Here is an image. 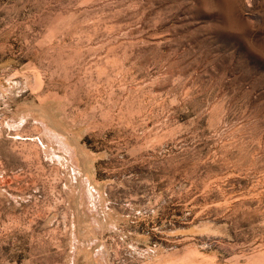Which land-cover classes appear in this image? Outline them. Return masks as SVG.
<instances>
[{
    "label": "rangeland",
    "instance_id": "1",
    "mask_svg": "<svg viewBox=\"0 0 264 264\" xmlns=\"http://www.w3.org/2000/svg\"><path fill=\"white\" fill-rule=\"evenodd\" d=\"M0 258L264 264V0H0Z\"/></svg>",
    "mask_w": 264,
    "mask_h": 264
},
{
    "label": "crops",
    "instance_id": "2",
    "mask_svg": "<svg viewBox=\"0 0 264 264\" xmlns=\"http://www.w3.org/2000/svg\"><path fill=\"white\" fill-rule=\"evenodd\" d=\"M3 258H0V260H2ZM1 263L3 262V261H0Z\"/></svg>",
    "mask_w": 264,
    "mask_h": 264
},
{
    "label": "bare ground",
    "instance_id": "3",
    "mask_svg": "<svg viewBox=\"0 0 264 264\" xmlns=\"http://www.w3.org/2000/svg\"><path fill=\"white\" fill-rule=\"evenodd\" d=\"M255 20V19H254ZM48 130V129H47ZM49 132V131H48Z\"/></svg>",
    "mask_w": 264,
    "mask_h": 264
}]
</instances>
